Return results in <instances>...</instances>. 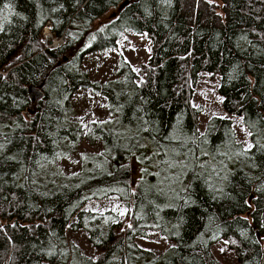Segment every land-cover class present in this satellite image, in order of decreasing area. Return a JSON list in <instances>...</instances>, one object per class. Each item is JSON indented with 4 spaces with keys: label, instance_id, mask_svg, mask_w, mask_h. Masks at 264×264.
<instances>
[{
    "label": "trees",
    "instance_id": "16d2710c",
    "mask_svg": "<svg viewBox=\"0 0 264 264\" xmlns=\"http://www.w3.org/2000/svg\"><path fill=\"white\" fill-rule=\"evenodd\" d=\"M48 23L62 48L42 41ZM124 33L151 41L147 64L119 54L114 79L91 80L84 59L119 53ZM201 73L220 78L250 147L231 118L200 132ZM79 90L101 95L110 119L78 123ZM83 142L101 153L77 173L56 168ZM113 196L125 232L120 211L89 208ZM152 230L174 246L139 247ZM80 232L90 256L69 239ZM220 241L237 264H264V0H0V264H222Z\"/></svg>",
    "mask_w": 264,
    "mask_h": 264
},
{
    "label": "rangeland",
    "instance_id": "374dc122",
    "mask_svg": "<svg viewBox=\"0 0 264 264\" xmlns=\"http://www.w3.org/2000/svg\"><path fill=\"white\" fill-rule=\"evenodd\" d=\"M119 54H122L135 70H139L142 65L147 64L151 57L152 43L146 36L124 33L119 41V53L114 51L93 53L84 59L82 70L89 75L91 80L105 84L116 76ZM219 85V77L213 80L212 75L209 73H201L199 75V81L193 98L194 107L202 110L199 130L203 134L208 122L214 117L231 118L234 121L238 141L245 147H250V134L244 127L242 119L229 116L223 110V98L219 94ZM30 96L33 102L39 101L42 97L40 92L35 89H30ZM72 107L75 111L74 119L86 127L90 122L110 119L106 100L101 95H97L90 90H79L72 99ZM101 151L102 147L100 145L91 147L87 142H83L76 154L69 159L58 161L56 168L58 167L64 173H77L82 169L81 155L100 154ZM134 161L136 165L139 164V170L137 167L134 168V181L137 183L140 175L139 181L144 178L145 174L143 173L144 168L140 164L141 161L138 155H135ZM89 208L96 212L114 211L117 213L120 211L121 220L125 218L127 213L126 207L116 196L110 197L109 200L105 201L91 202ZM130 224V216H128L123 227V232H125L126 228H130ZM69 239L76 242L86 255H91L93 249L88 242L86 233L69 234ZM137 243L139 247L153 251L156 254L165 253L174 246L165 236L154 230L149 231L145 238H138ZM212 251L216 259L222 264H237L236 254L228 248L226 241H220L215 244L212 247Z\"/></svg>",
    "mask_w": 264,
    "mask_h": 264
},
{
    "label": "built area",
    "instance_id": "2783aa9c",
    "mask_svg": "<svg viewBox=\"0 0 264 264\" xmlns=\"http://www.w3.org/2000/svg\"><path fill=\"white\" fill-rule=\"evenodd\" d=\"M42 37H43L44 42L47 43L48 48L51 50H55L64 44L63 40L55 39L54 33H53V27L50 23L44 27L43 32H42ZM130 227H131V224H130Z\"/></svg>",
    "mask_w": 264,
    "mask_h": 264
},
{
    "label": "water",
    "instance_id": "95a60500",
    "mask_svg": "<svg viewBox=\"0 0 264 264\" xmlns=\"http://www.w3.org/2000/svg\"><path fill=\"white\" fill-rule=\"evenodd\" d=\"M64 61H65V62H68V59H65ZM61 64H62V61L59 63V65H61Z\"/></svg>",
    "mask_w": 264,
    "mask_h": 264
},
{
    "label": "bare ground",
    "instance_id": "6f19581e",
    "mask_svg": "<svg viewBox=\"0 0 264 264\" xmlns=\"http://www.w3.org/2000/svg\"><path fill=\"white\" fill-rule=\"evenodd\" d=\"M127 229V228H126Z\"/></svg>",
    "mask_w": 264,
    "mask_h": 264
}]
</instances>
